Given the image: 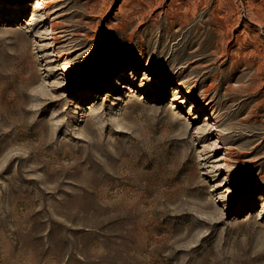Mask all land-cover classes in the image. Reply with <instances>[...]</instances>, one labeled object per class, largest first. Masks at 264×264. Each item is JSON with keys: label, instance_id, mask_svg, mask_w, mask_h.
Here are the masks:
<instances>
[{"label": "rangeland", "instance_id": "rangeland-1", "mask_svg": "<svg viewBox=\"0 0 264 264\" xmlns=\"http://www.w3.org/2000/svg\"><path fill=\"white\" fill-rule=\"evenodd\" d=\"M37 2L0 0V264H264V0Z\"/></svg>", "mask_w": 264, "mask_h": 264}, {"label": "bare ground", "instance_id": "bare-ground-1", "mask_svg": "<svg viewBox=\"0 0 264 264\" xmlns=\"http://www.w3.org/2000/svg\"><path fill=\"white\" fill-rule=\"evenodd\" d=\"M52 1L53 0H41V1H39L38 0V2H37V4H39V6H41L42 7V9H49L51 12L49 13V15L50 16H52V15H55V18H54V20H56V19H60L61 17H62V15H60V13H59V10H56V7H53V8H51L50 6H51V4H52ZM57 2V1H56ZM60 27H61V21H55V22H52L51 24H50V28L53 30V31H55V36H53L52 37V39H54V41L55 42H57V41H59L61 38H63L64 36H63V32H66V31H59V29H60ZM62 57V56H61ZM132 66H134V67H137V65H132ZM69 69L70 70H74V67H73V65L72 64H70L69 65ZM110 81V78H108L107 79V82H109ZM85 82V81H84ZM85 84H88L87 82H85ZM107 84V83H106ZM104 85V84H103ZM108 85V84H107ZM120 86H122V85H120ZM96 88H99V86H96ZM170 90L172 91V93H176V94H182V95H184V96H188L189 95V93L186 91V90H183L182 91V89H180L179 87H170ZM193 107H195V108H200V109H198L199 111H202V107H200L199 105H197V104H195L194 103V106ZM264 200V196L263 195H261V200Z\"/></svg>", "mask_w": 264, "mask_h": 264}]
</instances>
